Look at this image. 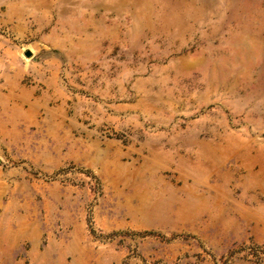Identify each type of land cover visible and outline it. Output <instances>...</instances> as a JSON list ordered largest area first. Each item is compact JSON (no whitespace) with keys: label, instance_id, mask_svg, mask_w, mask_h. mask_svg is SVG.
Returning <instances> with one entry per match:
<instances>
[{"label":"rangeland","instance_id":"374dc122","mask_svg":"<svg viewBox=\"0 0 264 264\" xmlns=\"http://www.w3.org/2000/svg\"><path fill=\"white\" fill-rule=\"evenodd\" d=\"M0 264H264V0H0Z\"/></svg>","mask_w":264,"mask_h":264},{"label":"water","instance_id":"95a60500","mask_svg":"<svg viewBox=\"0 0 264 264\" xmlns=\"http://www.w3.org/2000/svg\"><path fill=\"white\" fill-rule=\"evenodd\" d=\"M26 56H30V52H27V53H26Z\"/></svg>","mask_w":264,"mask_h":264}]
</instances>
